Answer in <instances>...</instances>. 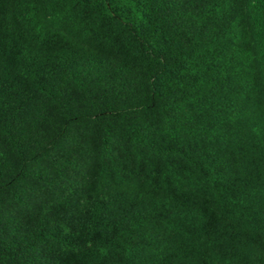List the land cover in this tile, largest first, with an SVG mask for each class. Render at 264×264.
<instances>
[{"label": "trees", "instance_id": "1", "mask_svg": "<svg viewBox=\"0 0 264 264\" xmlns=\"http://www.w3.org/2000/svg\"><path fill=\"white\" fill-rule=\"evenodd\" d=\"M0 264H264V0H0Z\"/></svg>", "mask_w": 264, "mask_h": 264}]
</instances>
